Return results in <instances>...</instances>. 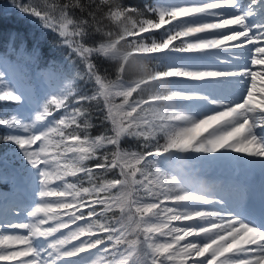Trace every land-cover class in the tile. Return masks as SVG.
I'll list each match as a JSON object with an SVG mask.
<instances>
[{
    "label": "snow or ice",
    "instance_id": "obj_1",
    "mask_svg": "<svg viewBox=\"0 0 264 264\" xmlns=\"http://www.w3.org/2000/svg\"><path fill=\"white\" fill-rule=\"evenodd\" d=\"M10 4L68 63L41 68L16 32L0 55V143L26 162L0 193V264H264V0ZM221 162L262 178L225 196L202 178Z\"/></svg>",
    "mask_w": 264,
    "mask_h": 264
},
{
    "label": "trees",
    "instance_id": "obj_2",
    "mask_svg": "<svg viewBox=\"0 0 264 264\" xmlns=\"http://www.w3.org/2000/svg\"><path fill=\"white\" fill-rule=\"evenodd\" d=\"M124 2L142 4L145 2L154 3L155 0H124ZM74 15L79 16V12L74 11ZM160 31L162 30H157V33ZM10 32L18 33L19 37H22L23 40L27 42V47L29 49H31L35 43L39 42L40 49L43 53V62L41 66L47 65L50 60H55L57 63L67 66V49L56 46L55 42L58 37L54 32L43 29L34 18L16 12L10 4V0H0V53L2 54L9 53L8 45ZM156 38H160L159 34ZM93 39H97V37H93ZM20 42V38H18L14 43V47L19 48ZM164 62L165 61H160L162 65ZM96 63L101 69H107L109 72L111 71L110 64L103 59L97 58ZM27 64L30 72L33 73L37 70L35 66L29 63ZM80 87L83 88L85 86L81 84ZM133 95L135 98V94ZM117 101H120L119 98ZM12 104V102H0V118H6L8 116H5L8 113L5 112L6 110L4 111V108L7 106L10 107ZM4 131L5 128L0 126V135L4 134ZM101 131V128L94 127L90 130V134L97 135ZM10 146L11 145L0 143V173L3 171V173L9 177L8 182H0V193L13 191L10 181V177L13 175V169L23 167L20 158L14 154V151L13 153L9 150ZM123 147L136 150L135 142L133 141H126Z\"/></svg>",
    "mask_w": 264,
    "mask_h": 264
},
{
    "label": "bare ground",
    "instance_id": "obj_3",
    "mask_svg": "<svg viewBox=\"0 0 264 264\" xmlns=\"http://www.w3.org/2000/svg\"><path fill=\"white\" fill-rule=\"evenodd\" d=\"M211 182H215L225 196L231 195L232 185L236 180H248L252 184H258L262 178L258 167L250 169H239L228 162H221L209 166L203 176Z\"/></svg>",
    "mask_w": 264,
    "mask_h": 264
},
{
    "label": "rangeland",
    "instance_id": "obj_4",
    "mask_svg": "<svg viewBox=\"0 0 264 264\" xmlns=\"http://www.w3.org/2000/svg\"><path fill=\"white\" fill-rule=\"evenodd\" d=\"M168 2L179 3V2H182V0H168ZM4 54H6V53H3V54L0 53V55H4ZM7 54L9 55L10 58L15 59V54H13L11 52H9ZM164 63H166V61ZM43 67H45V66H41V68H43ZM38 70L39 69L35 70L32 73V72L29 71V68H28V64L27 63H24L23 66H22V71L27 75L28 82L31 83L33 86H35L36 83H37L36 77H35V73ZM41 86L42 87H49V86L50 87H55V84H50V85L41 84ZM116 102L119 103L120 101H116ZM11 107L12 106H10V107L7 106V107L4 108V111L6 110L5 112L8 113V114L5 113L6 114L5 116H7V115L9 116L11 114H14V111H15V109H16L17 106L16 105H13V107L12 108ZM4 132H6V129H5ZM14 148H15V146L13 145V147L12 148L10 147L9 150H11V149L13 150ZM14 154H16V153H14ZM20 162H21V164H22L23 167L20 168V169L14 170V174L10 177L11 178L10 179L11 185H12V187L14 189L13 182H15V187H16L17 191L14 192V190H13V191L9 192L7 194L9 199L13 198V196H19L21 194L20 193V190L23 189V187H24V176H25L24 167L26 165V162L25 161H22L21 159H20ZM64 231H66V230H64Z\"/></svg>",
    "mask_w": 264,
    "mask_h": 264
}]
</instances>
